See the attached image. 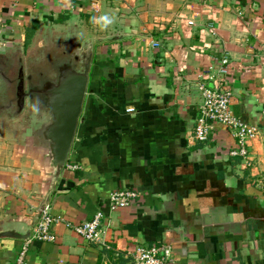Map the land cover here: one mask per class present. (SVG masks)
Returning a JSON list of instances; mask_svg holds the SVG:
<instances>
[{
	"label": "crops",
	"instance_id": "crops-1",
	"mask_svg": "<svg viewBox=\"0 0 264 264\" xmlns=\"http://www.w3.org/2000/svg\"><path fill=\"white\" fill-rule=\"evenodd\" d=\"M46 27L107 38L94 44L48 203L76 224L100 212L108 248L57 223L53 240L32 239L24 264H125L135 242L169 245L163 264H264V0H0V45L24 46ZM199 85L228 89L231 110L256 127L248 164L230 155L220 123L207 141H187ZM10 139L0 137V228L31 234L45 171ZM123 189L135 198L112 209L110 193ZM24 242L1 237L0 264H15Z\"/></svg>",
	"mask_w": 264,
	"mask_h": 264
},
{
	"label": "water",
	"instance_id": "water-1",
	"mask_svg": "<svg viewBox=\"0 0 264 264\" xmlns=\"http://www.w3.org/2000/svg\"><path fill=\"white\" fill-rule=\"evenodd\" d=\"M46 27L36 56H24L19 45H0V110L21 117L19 143L36 156L45 171L42 205L48 201L66 164L87 89L94 44L107 38H87L67 31L53 39ZM0 228V238L27 239Z\"/></svg>",
	"mask_w": 264,
	"mask_h": 264
},
{
	"label": "built area",
	"instance_id": "built-area-1",
	"mask_svg": "<svg viewBox=\"0 0 264 264\" xmlns=\"http://www.w3.org/2000/svg\"><path fill=\"white\" fill-rule=\"evenodd\" d=\"M89 1L96 3L98 0ZM154 45H157V43H154ZM199 89L202 92V101L199 105L195 125L191 131L187 132V141L191 144L207 141L213 128V123H220L230 130L235 141L234 146L230 150V155L239 156L243 159L245 165L248 164L247 144L257 132L256 127L238 117L231 110V93L228 89L223 87L208 89L203 85H199ZM135 196V192L127 189L116 190L110 193L108 202L112 209L125 207L129 205ZM101 219V213L96 212L89 220L78 224L72 223L66 220L63 215L53 214L50 205L44 204L43 208L39 211V216L32 229V233L25 239L22 245L15 264L25 263L26 250L32 239L53 240L55 235L52 228L57 223H63L67 228L89 242L100 243L108 248V245L100 237ZM123 255L125 257V264H163L170 257L171 249L166 244L144 245L135 242L125 248Z\"/></svg>",
	"mask_w": 264,
	"mask_h": 264
},
{
	"label": "rangeland",
	"instance_id": "rangeland-1",
	"mask_svg": "<svg viewBox=\"0 0 264 264\" xmlns=\"http://www.w3.org/2000/svg\"><path fill=\"white\" fill-rule=\"evenodd\" d=\"M44 30H38L34 35H32V37L30 36L29 38H25V43L26 45L24 46H28L25 51H24V56H36L35 50L38 49V46L40 44V40L43 37V34H41V32H43ZM46 31H50L49 34L53 39H56L57 37H62V35L65 34V32L63 33H59L57 32V30H53L51 28L47 29ZM61 32V31H60ZM20 44V43H19ZM17 44V45H19ZM1 61V58H0ZM0 87H1V83H0ZM1 108V107H0ZM21 117H17V118H11L6 111L4 110H0V137L5 139L7 137V135L9 137H11L10 141L14 144H16L18 142V139L20 138V129H21ZM11 143V144H12ZM49 204V203H48Z\"/></svg>",
	"mask_w": 264,
	"mask_h": 264
},
{
	"label": "clouds",
	"instance_id": "clouds-1",
	"mask_svg": "<svg viewBox=\"0 0 264 264\" xmlns=\"http://www.w3.org/2000/svg\"><path fill=\"white\" fill-rule=\"evenodd\" d=\"M100 19L103 21L104 24L111 23V20L108 17H101Z\"/></svg>",
	"mask_w": 264,
	"mask_h": 264
}]
</instances>
